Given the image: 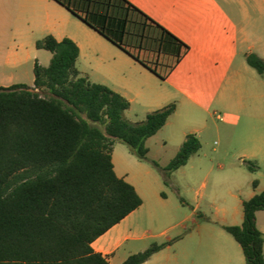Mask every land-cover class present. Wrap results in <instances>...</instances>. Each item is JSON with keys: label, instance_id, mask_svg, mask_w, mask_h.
Wrapping results in <instances>:
<instances>
[{"label": "trees", "instance_id": "16d2710c", "mask_svg": "<svg viewBox=\"0 0 264 264\" xmlns=\"http://www.w3.org/2000/svg\"><path fill=\"white\" fill-rule=\"evenodd\" d=\"M56 1L139 61L128 39L150 40L159 54L176 57V64L189 49L127 0ZM151 25L160 33L152 36ZM36 46L53 56L48 67L36 62L34 87H0V264H111L93 242L143 204L135 187L115 172V141L147 160L146 141L166 125L176 105L129 122L130 102L77 69L75 42L47 36ZM142 63L157 73V65ZM247 63L264 74L258 56L249 55ZM200 150L199 138L190 134L167 167L153 164L170 177ZM262 210L264 191L243 202L241 225L224 227L247 264H264V234L256 222ZM166 246L154 244L122 264H144Z\"/></svg>", "mask_w": 264, "mask_h": 264}, {"label": "crops", "instance_id": "0c3cea01", "mask_svg": "<svg viewBox=\"0 0 264 264\" xmlns=\"http://www.w3.org/2000/svg\"><path fill=\"white\" fill-rule=\"evenodd\" d=\"M127 1L188 46L179 63L170 64L169 55L159 54L150 40L139 43L128 39V46L140 61L135 59L56 0H0V87L23 84V78L30 74L26 67L31 66L34 70L36 62L43 66L41 57L50 64L52 55L46 56L48 51L38 49L36 45L39 40L53 36L58 41L68 38L75 42L80 49L77 64L83 66L78 69L81 74L92 83L100 82L122 95L130 102L129 109L134 101L149 108L150 113L174 103V116L182 108L191 107L209 113L214 105L221 106L219 109L224 114H219L218 118L230 127L233 134L243 128L246 130L248 147L243 151L242 159L244 165L248 169L252 166L254 171L249 170L256 174L250 182L247 198L239 199L241 211L234 213L231 223L221 226L241 225L243 202L264 191V74L256 76L251 72L253 77L246 79L234 67L236 60L241 59V66L248 72V53L241 49L244 46L249 53L255 52L264 60V34L255 41L246 29H239L235 18L221 8L219 0ZM149 30L152 36L160 33L154 25ZM110 52L117 55L113 61ZM142 61L150 66L157 65V73ZM127 67L140 70L142 79L128 80ZM30 87H34V79ZM241 110L247 114L244 126H241V116L234 113ZM112 159L117 176L133 185L144 201L150 182L130 173H119L123 171L117 169L114 152ZM255 181L257 186L253 187ZM137 210L92 244L93 249L107 257L111 264V257L130 239L121 225L134 217ZM218 217L228 222L226 214ZM256 222L264 234V210L256 214ZM234 241L213 239L211 249L197 252V259L204 264H244L241 246Z\"/></svg>", "mask_w": 264, "mask_h": 264}, {"label": "rangeland", "instance_id": "374dc122", "mask_svg": "<svg viewBox=\"0 0 264 264\" xmlns=\"http://www.w3.org/2000/svg\"><path fill=\"white\" fill-rule=\"evenodd\" d=\"M219 5L235 18L237 27L246 29L255 41L264 34V0H219ZM241 49L248 53L246 58L258 56L255 52L249 53L246 46ZM45 54L52 55L50 52ZM109 56L112 61L117 58L116 53L110 52ZM175 59L168 57L170 64ZM41 62L43 67H48L44 57ZM242 62L237 59L234 70H240L246 79L253 77L251 72L260 74L249 65L246 72ZM76 67L82 69L83 66L76 63ZM28 69L30 74L22 83L30 87L34 70L29 66L26 72ZM126 77L128 80L142 79L140 70L132 67L126 68ZM219 108L221 106L214 105L209 113L191 107L182 108L169 119V124L148 140L147 160H140L127 145L115 141L114 159L118 171H123L119 173L145 179L151 187L144 194V205L134 217L122 223L123 232L130 239L111 257L112 264H122L131 255L144 252L154 244L168 246L147 264H192V261L204 264L197 259V252L210 250L213 239L234 241L221 225L231 223L234 213L241 211L239 199L247 198L250 182L256 174L244 165L242 159V153L248 147L246 130L243 128L233 134L230 127L218 118L219 114H224ZM149 111L134 101L125 116L129 122L140 123L146 120ZM234 113L241 116L242 126L246 111ZM192 133L197 134L201 150L190 158L187 165L165 177L153 162L161 168L167 167L179 152L186 135ZM222 214L228 216V222L219 219L218 215ZM244 264H247L246 260Z\"/></svg>", "mask_w": 264, "mask_h": 264}]
</instances>
